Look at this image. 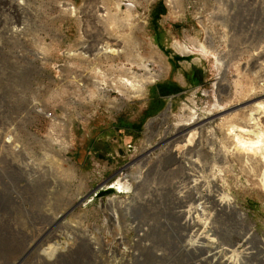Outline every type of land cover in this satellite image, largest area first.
Returning <instances> with one entry per match:
<instances>
[{"label":"rangeland","instance_id":"obj_1","mask_svg":"<svg viewBox=\"0 0 264 264\" xmlns=\"http://www.w3.org/2000/svg\"><path fill=\"white\" fill-rule=\"evenodd\" d=\"M172 1L0 0V264H264V159L228 156L218 128L239 109L235 81L263 87L264 0ZM67 2L87 7L82 21ZM85 24L126 48L92 63L99 94L102 74L67 56ZM129 70L150 89L119 93ZM192 112L209 117L199 156L169 143ZM113 181L129 189L96 195Z\"/></svg>","mask_w":264,"mask_h":264},{"label":"bare ground","instance_id":"obj_2","mask_svg":"<svg viewBox=\"0 0 264 264\" xmlns=\"http://www.w3.org/2000/svg\"><path fill=\"white\" fill-rule=\"evenodd\" d=\"M168 1H169V5L171 4L172 6H174L176 4L175 1H172V0H168ZM71 4H73V5H71ZM67 6H68V8H66V12L71 17L72 16L77 17V19L80 18L79 21H82V18L84 17V16L82 17V13H83V15H85L84 11L87 12V10H86L87 7L80 10V8H77L74 5V3H70V2H67ZM119 6H120V4H119ZM96 11H97V13L95 14V16H96L95 18L99 19V21L102 24H104L106 22V20L112 19V17H110V16H112V12L110 11V7H106V5H101L99 12H98V10H96ZM130 16H132V15L130 14L129 17ZM88 25L89 24H87V25L85 24V28H83L82 29L83 32H81V36H80L81 39H79L81 41L83 40V43H79V44H77V46L75 48L70 49L67 52V56L70 60H73V59L80 60L81 64H83L81 66L82 69H88V67L85 65V64H88L90 67V71L94 72L96 68L92 69L91 65L93 62H95L97 59H99V57L106 58V57H109V56H112L115 54L119 55L120 53H124L126 51L125 50L126 48H125V46H121V44L118 43L117 38L112 36V34H110V33L106 34L107 31H105V29L100 33L99 37L96 33H91V32H95V31H89L88 32ZM108 29H109V27L106 30H108ZM104 31H105V33H104ZM211 46H212V41L209 38H206L204 43L201 44L202 49L205 51H209ZM69 64L71 67H73L75 62H73V63L69 62ZM67 66L64 67V69H63L65 72H66ZM256 66H258V68H260V70L262 71V73L261 72L259 73L260 74L259 78L262 79V74L264 75V60L260 61V62H258L256 60L255 62L252 63L251 67H256ZM99 68H100V66H99ZM129 72L132 73L130 76L123 77L119 81L113 82L112 85L114 87H116L117 90L119 91V93H121L122 95H128V96L134 95L135 96V94H139L142 91L144 84H145V86H144V90H145L146 82L143 81L142 78L141 79L137 78L136 73L134 74V72H132L130 70H129ZM95 73H96V75H98L97 73H99L101 76V74H102L101 69H96ZM95 73H94V75H95ZM221 74H222L221 81H220L218 86L221 89H225L229 85L230 81L226 77L225 73H221ZM156 76H159V74ZM102 77H103V79H100V78L95 79L94 78L95 80L90 82V84L92 85L91 91L96 90V91H98V94H99V92L102 93V90H101L102 85H105L108 83V80L105 78V76H103V74H102ZM155 79L156 78H154V75H153V76H151V78H149L147 80V82H154ZM101 81H104V84ZM235 82H236L235 83V85H236L235 93H239V95L242 97L241 98L242 100L240 102H238V105H240V106H236V108H239V109H238V111L236 109V111H234V113H233V111L228 113V114L224 113L225 115H222L220 117L221 121L219 120L220 123L218 124V128L224 134L223 140L221 141V143H222V146L227 149V151H228L227 155L231 156V157L233 156L236 160H238V162L240 164H242L243 162H245L244 160L246 158H250V157L264 159V83H263V87H262L261 91H256V89H255V86H257L256 83H251V85L245 87L241 83V80L240 81L237 80ZM88 87H89V84H88ZM98 94L94 93V96H96ZM89 96L92 97L91 94H89ZM108 101L113 103L112 100H108ZM218 104L221 106L220 111L222 114H223V112H227V110H225V109H227L229 107H226L225 105H223L222 102H221L222 105L220 103H218ZM171 113H172V109L169 105L164 110V112H162L160 115H158V116H156V117H154L148 121L147 131L149 133H153V130H154L153 127L156 124H158V122H160L161 124L167 123V120H168L169 116L171 115ZM208 118L209 117L206 118L205 116H199L197 114L195 115L194 112H192L190 115L187 116V118H185L186 122H184L181 125V127L178 129V131L173 136V138H171V140L169 139L170 140L169 143H171V145L176 144V143L179 145L178 142H182V145H181L182 149H186V152H189L190 154L195 153V154H197V156L201 155V153H202V148H201L202 140L204 137L202 130L206 126V124L209 122L207 120ZM152 137H153V135H152ZM152 137L150 136L147 143L143 146V148L141 150V156H149L150 148L152 147V144L150 142ZM184 153L181 156H183ZM170 156H176V155L173 152H171ZM194 159H196V158H194ZM190 163L192 164L193 161H191ZM182 165H184V164H182ZM243 165H245V164H243ZM183 168H185V167H183ZM129 174L130 173L128 172V175ZM260 176H262V178H264V171L262 173H260ZM127 179H129V178H126L125 180H127ZM262 182H264V179L262 180ZM116 188H117V190H116ZM128 189H129V187H127L126 183L121 185V183L118 182L117 184H114L112 186V188L109 187V188H107V190H101L100 194L110 195V194H115V193L120 192V191L124 192ZM188 190L189 189H187L186 191H188ZM190 192L192 193V191H190ZM195 193H196V191H195ZM178 197L180 198L181 196H178ZM198 197H199V195H198ZM192 198H194V197H192ZM196 198L194 199V202H195ZM201 198H203V196ZM116 199H117L116 196L113 198L112 197L109 198L110 201H113ZM118 199H119V197H118ZM188 199H190V198H188ZM105 200H107V199L103 197L102 201H105ZM121 201H123V200H121ZM206 201L208 202L207 199H206ZM224 201L225 200H223V202ZM187 202H188V200H187ZM225 202L226 203L228 202L229 205H231L232 207L237 209V207L235 206V199L230 194H228L227 200ZM194 211L196 212V210H194ZM242 214L246 217L245 213L242 212ZM199 215L200 214H198V218H200Z\"/></svg>","mask_w":264,"mask_h":264},{"label":"crops","instance_id":"obj_3","mask_svg":"<svg viewBox=\"0 0 264 264\" xmlns=\"http://www.w3.org/2000/svg\"><path fill=\"white\" fill-rule=\"evenodd\" d=\"M195 59H197V57H196ZM175 78H177V80H178L180 83H181V82H186V81H185L184 72L179 71L178 74H177V76H175ZM181 84H182V83H181ZM149 85H150V84H148V85L146 86L145 90H146V89H150ZM166 85H169V84H168V83L166 84L164 81H161V82H159V83L157 84V86L159 87V89H165L164 86H166ZM177 87H178V86H174L173 89H175V88H177ZM159 89H158V91H159ZM165 90H166V89H165ZM161 92L164 93V90H162ZM174 94H175V93L172 92V93L170 94V97H172ZM126 123H127V125H128L129 127H136V128H137V127L140 126V125H138L137 122H135V121H128V122H126Z\"/></svg>","mask_w":264,"mask_h":264},{"label":"water","instance_id":"obj_4","mask_svg":"<svg viewBox=\"0 0 264 264\" xmlns=\"http://www.w3.org/2000/svg\"><path fill=\"white\" fill-rule=\"evenodd\" d=\"M115 182L116 181H113L112 183H109L106 186H100L99 189H97L96 192H95L96 195H99L101 190H107V188H109V187L112 188V186L115 184ZM116 190H117V188H116Z\"/></svg>","mask_w":264,"mask_h":264}]
</instances>
